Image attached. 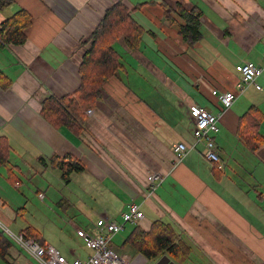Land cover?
Instances as JSON below:
<instances>
[{
	"label": "crops",
	"instance_id": "1",
	"mask_svg": "<svg viewBox=\"0 0 264 264\" xmlns=\"http://www.w3.org/2000/svg\"><path fill=\"white\" fill-rule=\"evenodd\" d=\"M261 1L13 0L0 11V25L18 9L32 18L24 44L0 46V74L10 82L6 89L0 86V138L9 146V162L0 169L4 223L13 225L26 215L22 203L10 204L5 190H18L26 179L33 186L26 188L28 194L34 191L38 200L48 198L57 207L67 202L63 210L92 222V231L99 218L120 223L127 206L136 203L144 214L139 229L147 232L153 221L162 220L189 245L186 264H264V145L250 151L238 136L240 119L247 115V122L252 113L264 140V72L257 79L261 89L247 87L229 108L218 98L233 92L239 80L236 65L261 61ZM118 2L143 30L138 47L131 51L121 41L113 45L124 68L104 85L91 113L85 112L79 135L52 127L40 115L42 101L76 91L85 49L81 42ZM177 7L201 12L200 37L193 43L180 35L185 22ZM247 89L261 95H246ZM191 106L221 115L219 131L211 136L223 170L201 157V144L194 145ZM176 143L191 149L180 162L172 152ZM53 157L70 158L83 169L65 181L61 170L51 166ZM153 171L163 172V181L145 200L146 177ZM78 195L86 201L83 207ZM64 221L75 231L85 230ZM28 258L16 244L0 264H31Z\"/></svg>",
	"mask_w": 264,
	"mask_h": 264
},
{
	"label": "trees",
	"instance_id": "2",
	"mask_svg": "<svg viewBox=\"0 0 264 264\" xmlns=\"http://www.w3.org/2000/svg\"><path fill=\"white\" fill-rule=\"evenodd\" d=\"M13 0H0V11L9 7ZM162 6H164L162 4ZM185 24L180 27V35L189 43L200 37L199 17L201 12L197 8L185 11L176 8ZM169 11L165 10L168 16ZM32 18L23 9H18L0 25V46L22 45L26 41L25 31L31 26ZM142 28L128 14L127 8L122 3L113 4L106 12L96 29L90 36L81 42L84 52L79 65L80 84L72 95L62 98L50 96L41 103V117L55 128H66L75 135L82 132L81 125L85 123L87 110H91L101 97L104 85L124 68L121 57L114 50L113 45L121 41L127 49L133 51L139 45ZM10 82L0 74V86L8 88ZM247 116V115H246ZM240 119L238 129L239 137L244 141L250 151H256L264 145V140L258 135V121L253 119L252 113L249 120ZM253 121V122H252ZM245 128V130H242ZM9 146L4 138H0V169L9 162ZM67 158L53 157L51 166L61 170V177L68 181L72 171H79L82 166ZM67 202L58 204L59 208ZM25 239H32L43 245L39 232L28 226L20 232ZM15 246V242L0 229V258H4L7 250ZM128 246L131 251L140 254L146 260H157L166 255L175 264H186L191 257V248L180 237L175 228L162 220L152 222L147 232L133 226L122 247Z\"/></svg>",
	"mask_w": 264,
	"mask_h": 264
},
{
	"label": "built area",
	"instance_id": "3",
	"mask_svg": "<svg viewBox=\"0 0 264 264\" xmlns=\"http://www.w3.org/2000/svg\"><path fill=\"white\" fill-rule=\"evenodd\" d=\"M235 71L239 76L236 84L238 94L234 92H225L218 96L224 108H229L236 100L237 96L242 93L247 87L253 86L256 90H260V85L257 79L264 72V51L261 55L259 64L253 62H244L235 66ZM215 94V92H213ZM91 111L88 110L87 114ZM190 117L193 122L192 136L194 145L201 144V157L212 164L217 170H223L225 163L220 156V152L212 138V134H217L219 131L218 122L219 114H213L205 108L197 106L189 107ZM183 143H176L172 146V152L176 158V162L182 161L190 152ZM163 172H149L146 177L147 193L144 194L145 200L153 196L156 188L163 181ZM42 200L43 195H39ZM120 223L111 221L107 218H99L95 222L93 231H85L82 229L76 230V236L90 250V255L82 260L75 258L68 261L58 249L52 244L44 242L43 245L38 244L32 239H25L22 233L10 235V233L2 228L3 231L9 233L15 242L19 245L27 255L34 259L39 264H147L146 260L141 255L129 257L114 251L111 247V242L116 234L121 233L125 229L126 224L139 225L144 219V214L141 211V204L131 203L127 206L126 212L121 215ZM1 229V228H0ZM7 235V234H6Z\"/></svg>",
	"mask_w": 264,
	"mask_h": 264
},
{
	"label": "rangeland",
	"instance_id": "4",
	"mask_svg": "<svg viewBox=\"0 0 264 264\" xmlns=\"http://www.w3.org/2000/svg\"><path fill=\"white\" fill-rule=\"evenodd\" d=\"M263 1L264 0H262L261 2ZM161 89L163 90V88ZM232 89L235 94H238L236 86ZM246 91V95L247 93H249L250 95L252 94L255 98L261 95V92H256L254 89H247ZM15 153L16 149L11 153L10 160L12 161V163H14L15 161ZM3 172H6V170H4ZM4 177H6L5 173ZM22 182L23 183L22 185H20V188L18 190L12 185L11 186L14 187L13 190L8 186L5 187V190L7 189L9 191L7 195L10 199V204L14 206L22 203V206L26 208V215L24 216V218L18 219L17 223L13 225H7L0 218V228H3L4 230L6 229L10 233V235H16L21 228L32 226L40 232L41 237H43L45 241L52 244L56 249H58L68 261H72L78 256L86 257V255H89L90 250L79 238H77L76 231L73 230L70 226L66 225L64 219L66 218L74 221V223H76L80 228H84L86 231H92L93 223L91 222L90 224L84 217H81L80 214H73V211H68L67 209L63 210L64 206H62V208L57 207L53 204L52 200L50 201L48 198L44 202L38 200L34 191L32 194L27 193L26 188L29 187L33 189L32 184L26 179H22ZM59 193L61 195H65V197H68V194L65 192L60 191ZM61 195L58 199H61ZM77 198L80 200V203L82 204L80 205L83 207L86 202L85 199L79 195ZM132 228L133 225L126 224L124 231H122L112 239L111 247H113L112 249H114V251L118 252L119 254L128 255L129 257L135 256L136 253L134 251H129L130 249L128 246L122 247L123 242L128 237ZM5 233L12 239V237L8 235L9 233ZM22 255L26 256L25 254ZM28 261L31 264H39L34 259H29ZM155 263L156 259L148 260L147 262V264Z\"/></svg>",
	"mask_w": 264,
	"mask_h": 264
},
{
	"label": "water",
	"instance_id": "5",
	"mask_svg": "<svg viewBox=\"0 0 264 264\" xmlns=\"http://www.w3.org/2000/svg\"><path fill=\"white\" fill-rule=\"evenodd\" d=\"M155 264H175L171 261L166 255L161 256L159 259L156 260Z\"/></svg>",
	"mask_w": 264,
	"mask_h": 264
}]
</instances>
